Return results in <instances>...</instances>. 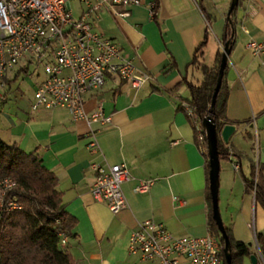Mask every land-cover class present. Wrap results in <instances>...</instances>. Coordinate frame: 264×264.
I'll list each match as a JSON object with an SVG mask.
<instances>
[{"label":"crops","instance_id":"obj_1","mask_svg":"<svg viewBox=\"0 0 264 264\" xmlns=\"http://www.w3.org/2000/svg\"><path fill=\"white\" fill-rule=\"evenodd\" d=\"M230 2L140 0L124 10L125 18L103 12L96 31L117 44L135 75L150 77L132 89L128 81L108 76L101 91L85 96L86 113L101 105L110 119L107 125L73 120L62 109L32 112L35 79L20 74L10 84L0 103V140L35 154L57 178L65 210L77 221L73 237L64 238L60 246L75 264H151L128 255L130 233L146 220L163 224L175 237H203L208 232L206 162L181 104L189 99L185 81L195 86L203 81L201 69L189 64L207 28L199 63L209 69L216 65ZM151 4L157 7L154 18ZM251 41L264 42V0H243L238 10L225 73V117L236 128L226 146L239 171L220 169L218 188L224 228L235 242L251 244L255 264H264L255 241L256 235L264 238V209L245 191L242 177L250 175L252 166L264 168V54L253 55L247 48ZM93 142L95 151L90 148ZM93 164H124L128 169L129 181L122 185L126 208L116 215L90 193ZM148 179L153 180L148 192L135 193ZM241 264H252L249 256Z\"/></svg>","mask_w":264,"mask_h":264},{"label":"built area","instance_id":"obj_2","mask_svg":"<svg viewBox=\"0 0 264 264\" xmlns=\"http://www.w3.org/2000/svg\"><path fill=\"white\" fill-rule=\"evenodd\" d=\"M139 4L140 0H0V103L21 71L35 79L32 112L62 109L73 120L107 125L110 119L101 105L86 113L85 96L101 91L108 76L128 81L132 89L150 77L135 75L117 44L96 31L97 23L105 11L125 18L128 12L124 10ZM154 6L149 7L152 16ZM247 48L253 55L264 54V42L251 41ZM181 107L201 142L206 137L200 118L187 103ZM90 148L97 150L96 143ZM229 162L238 172L239 163L231 155ZM91 169L93 199L105 204L113 215L124 210L122 185L129 181L127 167L93 164ZM152 185L153 180H143L134 192L146 193ZM14 188L13 181L0 180V217L20 209L10 196ZM60 243L64 244V238ZM222 251L219 239L209 230L203 237H175L154 220L141 222L128 239V255L140 263L222 264Z\"/></svg>","mask_w":264,"mask_h":264},{"label":"trees","instance_id":"obj_3","mask_svg":"<svg viewBox=\"0 0 264 264\" xmlns=\"http://www.w3.org/2000/svg\"><path fill=\"white\" fill-rule=\"evenodd\" d=\"M243 0H238V5L225 20L222 34V48L228 43L229 50L233 49L236 37L237 15ZM206 20L211 17L204 12L198 4ZM154 11L157 7L154 6ZM154 18V16H153ZM208 28L204 37L196 48L189 66H198L203 73V81L199 86L185 81L184 85L189 93L185 102L194 108L195 113L202 121L210 111L211 97L216 84L217 71L222 52L216 57V65L209 69L199 63L204 55L207 45ZM221 87L216 97L212 118L217 133V152L219 163L229 161L230 152L222 143L218 134L224 125H229L225 117V106L228 94L225 73ZM21 71L16 75L19 76ZM194 141L201 149L205 158L206 190L205 198L208 206L207 224L209 231L216 236L224 247L220 233L212 220L211 203L208 186V154L206 138L198 141L193 130ZM243 177L245 191L252 192L255 201L264 209V168L251 167L249 177ZM9 179L15 183V188L10 196L16 199L20 209L9 212L0 217V264H75L72 255L66 248L60 246L63 238L73 237V230L77 221L66 212L62 202V194L57 189L55 175L39 164L35 154H27L15 145H7L0 140V180ZM230 245L232 264H241L244 257L252 254L251 244L235 242L231 231L225 228ZM255 241L261 259L264 263V238L256 235ZM222 264H226L224 254H221Z\"/></svg>","mask_w":264,"mask_h":264},{"label":"water","instance_id":"obj_4","mask_svg":"<svg viewBox=\"0 0 264 264\" xmlns=\"http://www.w3.org/2000/svg\"><path fill=\"white\" fill-rule=\"evenodd\" d=\"M238 0H231L229 9L227 12L226 18L228 19L233 9L237 7ZM221 58L217 71V79L216 84L213 89L211 103H210V111L207 117H205L201 121L202 129L205 133L206 137V146H207V154H208V186H209V195H210V203H211V213L212 220L217 227L220 238L223 240V254L226 264H232L231 255H230V245L226 236L225 228L221 221V217L218 209V188H219V172H220V163L218 160V152H217V133L216 127L212 118V113L216 101L217 94L221 87L222 79L224 76V71L228 64V58L230 55V50L228 47V43H226L221 50ZM235 126L233 125H224L222 129L219 131V138L224 145L229 143V139L232 134L235 132ZM249 260L252 264H255L257 259L255 255H250Z\"/></svg>","mask_w":264,"mask_h":264},{"label":"rangeland","instance_id":"obj_5","mask_svg":"<svg viewBox=\"0 0 264 264\" xmlns=\"http://www.w3.org/2000/svg\"><path fill=\"white\" fill-rule=\"evenodd\" d=\"M72 7L75 9V5H72ZM76 16V15H75ZM30 85H31V82L30 83H26V87H30ZM27 89H31V88H27ZM11 99L13 100L14 99V95H11ZM226 167H229L231 170H232V167H231V164H229V161H221L220 162V169H221V172L224 170V168H226ZM233 171V170H232ZM220 172V173H221ZM220 173H219V175H220ZM245 177H249V174H245ZM219 179H220V176H219ZM219 197V196H218ZM219 206V205H218Z\"/></svg>","mask_w":264,"mask_h":264}]
</instances>
